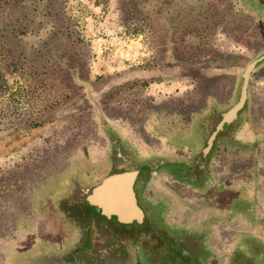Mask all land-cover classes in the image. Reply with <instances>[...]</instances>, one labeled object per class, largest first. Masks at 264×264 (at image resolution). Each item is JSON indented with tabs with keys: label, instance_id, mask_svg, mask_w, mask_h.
Wrapping results in <instances>:
<instances>
[{
	"label": "rangeland",
	"instance_id": "374dc122",
	"mask_svg": "<svg viewBox=\"0 0 264 264\" xmlns=\"http://www.w3.org/2000/svg\"><path fill=\"white\" fill-rule=\"evenodd\" d=\"M124 1L125 0H67L65 6L67 16L75 22L76 31H78L79 35H81L84 41L88 44V47L85 44V53L87 54L86 47L88 48V51L90 53L88 57V71L90 75L88 77L91 78L92 81H94L96 78H110L109 80L111 81L109 83V86H107V89L109 90L119 85H125V83L127 82L141 79L142 76L141 74L134 73H125L123 75L118 74L110 76L96 75L94 72L95 67L98 66L100 68L103 65L105 66V64H107V61L102 60V56L99 58L101 52H104L105 54L108 53V57L111 52L112 54H116L117 52L118 54H120V52H125V50L129 49L130 52L136 53L151 52L152 58L154 52L159 49V47L156 46L153 47V49L148 47L147 43H145L144 34L136 33L125 27L126 15L124 12V8L126 11H128L127 7H129V4L127 3V1H125L124 4ZM138 1L142 4H148L154 0ZM177 1L185 6V8L189 9V11L192 10V12L194 13L193 15H196L197 17L201 16V14L197 11L198 9L196 8L197 3L202 8L210 7L212 9L224 5V0ZM234 1L235 10L247 11L248 14H260L264 11V0ZM130 7L132 6L130 5ZM243 16V13H230L221 20V25L217 30L210 32L208 31L200 38H188L187 43L198 42L206 38H209L210 40L212 38L216 39L215 46L222 53H230L231 55L239 58V64L243 68V73L246 67L252 61L258 58L255 57L252 51H247L240 44L231 42L226 38L227 36H224L221 32L229 23H231L235 19H240ZM35 31L32 34L27 35L26 38H23L25 44H40L41 41L46 39V35L48 37L51 33L49 27L47 29L35 27ZM42 31H46V34H40V32ZM135 38L140 39V45L135 44ZM165 46L166 45H161L160 47L163 48ZM262 54L264 55V53ZM263 55H260V57H262ZM140 57L143 58V56ZM139 59L140 58L136 59L135 61L140 62L141 60ZM259 71L264 73V62L259 64V66L257 67L255 76L259 73ZM5 73L8 81V88L4 96L2 97V101L5 103L4 105H14L16 107L19 106L23 108V112L25 113H34V115H36L37 113L40 114L39 112L46 104L42 103L41 100H31L29 98L30 95L33 98H36L38 97V92L35 91V94L32 95L31 92H28V90L35 87L38 89V91H40L41 87L37 86L38 84L34 86L33 83H31L30 85L26 81L25 77L20 74L9 73L6 71V69ZM190 80L187 79V81L182 82V86L180 85V87L177 88L176 92L175 86L173 87V84L170 83L172 88H166L167 86L158 87L155 85L150 87V85H148L146 87L148 89L147 91H145V93L147 92L149 96H153L156 98L172 96L176 93H180L181 90L185 91L191 89L188 88L190 87ZM241 86L242 80L239 86V92ZM62 90L65 91L64 87L56 86L55 82L49 83L47 90L44 91V95L49 96L48 103L52 104L54 102L53 94H61ZM76 96L77 98L74 96L72 99L66 97L61 98L62 104H65L66 106L60 107V105L58 104L55 110H51L45 113V116L42 117L41 121L39 120L40 125L37 127L28 128L27 126H21L11 130H6V127L10 126L11 124L5 123L2 126L4 130L0 132V212L3 211V213L1 215L2 218L0 216V264H105L106 256L104 255V253L102 254L104 255V257L98 261V256L96 258L94 257V255H92L90 256V259H88L81 253V250L79 248L75 250V245L77 244L76 240L79 239V236L76 229L77 225L74 224V222H68L66 225H62V228L64 229L63 233L57 238L58 240L56 241H46L31 237L30 239H28V243H26L23 235L21 234L22 231L17 232V230L14 229L16 223L18 222V220L15 219V216L20 215L29 209V205L26 202L28 201L26 195H29V193L33 190L37 191L38 185L42 184L43 182L55 179V177H59V175L63 171H67L69 169V166L71 165V159L76 157V151L78 149L79 152L81 150L82 152L84 150L85 152L88 151L87 154L89 155L93 154L94 151L100 150L104 144L102 132L97 131L95 135L100 139L102 143V145H98L100 141L97 139V141L99 142L95 141L98 143L96 144L94 143V137H91V133H94V131L90 132L86 127H84L83 129L84 131H80L81 125L78 123L75 124L73 120L74 114L78 112V109H82L83 106H85L84 103L81 104L82 100L78 98V95ZM119 98H123L124 100H126L128 98L127 93H122ZM237 100L238 98L236 99V101ZM73 101H76V103L72 104ZM128 104L136 105L135 101L126 103V105ZM102 116L103 119L108 123V125L114 127V130L112 129L111 133V135L114 137L113 141L117 144L120 140L121 146H126L127 144V141L124 139L125 136L130 135L135 139H138V137L134 133L140 132V129L144 131L147 129L145 128L146 126H144L145 123L143 122V120H141V122L138 121V123L129 118L118 116L114 113H109V116H107L104 111L102 112ZM97 119H99V117L96 116L95 113L90 112L89 114H87L85 120L88 126L93 124L98 128L99 125L97 124ZM213 119H216L217 125L221 119V114L217 113L216 117H214ZM179 124L180 126H178L177 128H181V130L186 131L185 128H188V126L186 125L187 122H180ZM191 129L193 130V134L190 135L189 138H177L174 140L175 145L172 146H179L181 149L189 147L188 151L190 153L200 152L197 157L193 158L194 167L196 168L199 164H202L201 159L204 157L202 155V150L206 147L207 140L214 129L212 125L211 128H209L207 124L203 127L198 124H193V127ZM231 129L232 127L229 130L222 132L217 138V141L220 140L221 137L225 138L229 136L232 131ZM71 138H73V140H71ZM215 148L216 146L213 147L210 155L207 157L209 158L208 163L210 164V169L217 170L219 167L211 163V161L214 159ZM100 151H98L97 153H99ZM115 151H117V149L114 146V148H112V157L116 162L118 161V159L116 157ZM261 152H264V149L261 148L260 153ZM133 153V156H131L133 162L128 161V163L117 164L115 165V170H117L118 172H129L133 171L134 168L144 165V162L141 163V161H139V157L136 156L135 152ZM256 153H258V151L254 150L240 154L238 151L234 150L229 153L230 156L227 158V161L232 167H235V164H242V168L249 169L251 163H258L256 159L253 160ZM123 154L128 158L129 155L127 153L123 151ZM93 157L96 158L97 162H100L102 160L101 158H103V155L93 154ZM258 157L259 153L258 155H256V158ZM33 158L35 159L34 161L31 160ZM261 158L264 161V157ZM186 162H191V160H187ZM211 164L213 166H211ZM99 169V166H94L91 164L87 166L86 170L73 175L71 174L72 176L69 177L71 181H73L74 183L77 182L79 185V187L75 188V197H73V199L70 200L69 203L70 206L74 205V208L77 205H81L79 206L81 207V209L75 208V210L71 212L72 216L75 217L74 221H76V217L80 218V216H82V214L84 213V210H86L85 206H82V204H80L83 203L81 200L83 198L81 196L84 193L83 190L86 187H93L94 184L92 183L100 180V178L104 174H107L106 169L101 170L102 174L98 172L95 173ZM16 171L19 172L17 177H15ZM195 171L197 173H201L202 169H198ZM195 171L189 170L188 173H186V178L189 181L192 180L194 174L196 173ZM144 174L145 171H143L140 179H143ZM204 179L206 180L207 178L204 177ZM208 185L209 187H201L200 192L202 194H199H205L203 197L206 196L207 199L209 197H213L215 193L216 195H218L223 187L221 184L219 185L218 183H213V181ZM55 186L56 187L54 189H50L48 191L41 190V192H39L40 196L45 195L46 197H48L50 195V192L52 195L55 193L53 191L62 190L63 185L61 183H57ZM212 192L214 193L212 194ZM231 194L234 200L229 205L230 209H227L225 211H221L220 209H218L217 212L220 214L211 213V210L215 207V204L212 202L210 209H208L211 213V218L206 219L207 223L194 224L192 222H188L186 223V225H188L189 227H194L193 229H199V233H197V230L191 232L194 233V236L200 235L199 238L205 237V239L200 238L198 244L201 245V248L202 246L206 248L209 253H216L218 249H225V245H230L229 240H231V242H233L231 244L232 252H237L235 253V261L237 262V264H242L244 258L239 254L242 249L244 253L248 255H256L257 253L256 251H254V249L261 248V246L264 245V240L261 241L259 235H256L257 233L255 232L257 227H264V223L260 220V222H258L255 219L252 211H250V205L246 206V204H244L246 207L242 208L243 204L240 203V201H245L246 193L243 192L242 195H239L237 194V192L231 190V192H228L225 199L228 200L227 197ZM248 195L251 194L249 193ZM223 197L224 196L220 192L216 200H221ZM78 200H80V203H75ZM57 201L58 200L56 199H51L49 203L52 202L50 203V205L55 206L56 204H58ZM253 204L254 203H251V207L253 206ZM64 208H66V204L64 205ZM256 210L257 209L255 208L254 211ZM159 211H163V207H159ZM170 211L172 215L177 214L176 207L175 205H172V203ZM187 211L189 212L188 209L183 210V212L186 213V215H183V217L185 216L187 218H192V215H190ZM5 212L9 213L10 219H5V216L3 217ZM73 212H75V215L73 214ZM221 215H227V217L224 218L225 216ZM24 218L26 217L24 216ZM10 220L12 224V230H7L6 232L3 226H8V222L10 223ZM77 221L79 222V220ZM56 222V217L52 216L46 222H40V229L38 228V232L41 235H50L51 229L47 227L52 225L54 229L57 228V224H55ZM250 223L255 228H252ZM27 225L29 226V221L24 224V226L28 227ZM201 228H203L206 232L207 230H209V233H206ZM2 230L4 231L2 232ZM54 231L56 232L57 230ZM244 233H246L247 235ZM239 239L241 240L239 241ZM26 246L28 247L26 248ZM212 247H214V249H212ZM86 254L88 255V252H86ZM202 262L203 264H207V262L204 260ZM209 263L213 264V261H209ZM142 264L144 263L142 262Z\"/></svg>",
	"mask_w": 264,
	"mask_h": 264
},
{
	"label": "trees",
	"instance_id": "16d2710c",
	"mask_svg": "<svg viewBox=\"0 0 264 264\" xmlns=\"http://www.w3.org/2000/svg\"><path fill=\"white\" fill-rule=\"evenodd\" d=\"M66 1L0 0V132L4 130L2 126L5 123L11 124L6 127V130L21 126L37 127L45 113L55 110L58 104L60 107L66 106L62 104L61 98L72 99L74 96L77 98L76 95H78V98L82 100L81 104L84 103L85 106L76 111L73 120L75 124L81 125L80 131H84V127L90 132L94 131L91 137L97 141L94 135V129L97 127L93 124L87 125L85 120L87 114L93 112L99 117L97 124L101 129L105 127L103 110H107L108 113L126 115L128 110L134 112L135 108L141 109L142 112L137 113V110L135 112L138 117L150 106V99L144 96L148 85L183 78L191 79L198 86L197 89L200 91L196 97L202 101L206 89L214 84L219 94L227 96L229 94L227 77L234 75L238 77L235 101L239 97V86L242 80L243 68L239 64V58L230 53H222L215 46L216 39L213 38L187 43L188 38H200L208 31L217 30L221 20L230 13H243L244 16L229 23L221 31L222 34L231 42L240 44L247 51H252L256 58L264 53V11L260 14H247V11L235 10L234 0H222L224 5L213 9L202 8L197 3V11L201 14L197 17L193 15L192 10L189 11L177 0H154L148 4H142L138 0H125L129 4L128 11L124 8L125 27L144 34L147 46L151 49L156 46L159 49L154 52L149 62L140 67V70L145 73L141 79L109 90L107 86L111 81L110 78H96L92 81L88 77L90 75L88 44L76 31L75 22L67 16ZM35 27H41V29L49 27L51 33L48 37L46 35V39L40 44H25L23 38L34 33ZM44 33L46 34V31L40 32V34ZM161 45L166 46L161 48ZM5 69L9 73L24 76L30 85L33 83L34 86L38 84L37 86L41 87L40 91L35 87L28 90L32 95L35 91L38 92L36 98L30 95L31 100H41L46 104L39 112L40 114L25 113L19 106L4 105L2 97L8 88ZM51 82H55L58 87H64L65 91L62 90L61 94L54 93V102L49 104V96L44 95V91ZM122 93H127L126 100L119 98ZM256 98L261 102L260 96ZM256 98L254 96V100ZM132 101H135L136 105H126ZM75 103L76 101H73L72 104ZM249 104L248 101L241 115L246 117L252 114H263L262 108L250 109ZM224 109L225 107L216 106L215 112L217 114ZM235 128L231 129L230 135ZM216 141L213 160L215 166L219 168L209 170L210 182L223 186L230 177L233 179L249 177L251 173L246 168L241 170L243 165L235 164V167L228 168L229 156H225L224 148L232 144L229 138L221 137L217 143ZM256 160L258 161V158ZM260 163L262 161L259 159ZM18 173L16 171L15 177ZM262 174L261 178L264 179V172Z\"/></svg>",
	"mask_w": 264,
	"mask_h": 264
},
{
	"label": "crops",
	"instance_id": "0c3cea01",
	"mask_svg": "<svg viewBox=\"0 0 264 264\" xmlns=\"http://www.w3.org/2000/svg\"><path fill=\"white\" fill-rule=\"evenodd\" d=\"M134 42H136L135 44L140 45L139 38H135ZM129 52H130L129 49L125 50V52H120V54H118V52L116 54H112L111 52V54L108 57H107L108 53L105 54L104 52H101L99 58L102 56L103 57L102 60L107 61V64H105V66L103 65L100 68L96 66L94 71L95 74L99 76H110V75H118V74L123 75L125 73H134V74H141V76L143 77L145 73L140 70V67L151 60V52L150 53H141V52L129 53ZM140 56H143V58ZM138 58H140L139 59L141 60L140 62L135 61ZM126 60H132V61H126ZM257 67L254 70L255 74ZM243 73L241 74V78ZM255 74H252L250 80L247 103L248 101L250 102L249 104L250 109L262 108L263 114H258V115L252 114V116L247 115L246 117H244L240 113L237 121H235L232 125L226 128L228 130L231 127L232 129H234L236 126H238L235 128L232 135L225 137V138H229V141L232 142V144L224 148L225 156H230L229 153L234 150L238 151L240 154L254 150L258 151L260 157V158L258 157V163L257 162L251 163L250 168L247 169L248 172L251 173V175L249 174V177L247 176L245 178H236V179L230 177L225 182V184H223V187L220 191L224 197L221 200H216L220 192L218 193V195H216L215 193L213 197H209L210 201L208 200L209 198L208 199L206 198V196L203 197L205 194L199 195L201 193L200 189L196 190L192 186L190 185L188 186L186 184H184V187L179 186L177 181L173 180L171 177L166 176L164 177V180H162L163 182L162 189L160 188L161 186L157 187L151 183L147 184L146 188H144L143 191V198L145 199V201L151 202L150 200L151 195H156V200H158L157 194L164 195L163 189L164 188L170 189L172 187V189H174V191L177 192L178 195L182 198L181 199L182 207L180 206V204L178 205L183 210L190 208L189 214L192 215V218L197 220H204L211 218L210 215L211 213L220 214L217 212L218 209H220L221 211L230 209L229 205L234 199L232 194L227 197L228 200L225 199L228 192H231V190H233L237 192V194L239 195H242V193L244 192L246 193L245 201H240V203L243 204L242 208H245L246 206L250 205V211H252L255 219L258 222L262 221L264 223V179L261 178V175H263L262 173L264 172V161L262 160L261 157H264V152L260 153L261 148L264 149V73L259 71V73L256 76ZM184 81H187V79L183 78L178 80H171L168 82L166 81L163 83H155V84L151 83L150 87L155 85L158 87L167 86L166 88L168 87L172 88L171 84H173V87L175 86L176 89L175 92H176L177 88L180 87V85L182 86L181 83ZM190 81L192 84L190 83L189 85L190 87L188 88L191 89L185 91L181 90L180 93H176L175 95L172 96H168V97L166 96L164 98L163 97L156 98L153 96H149V94L146 92L144 96L150 99L149 100L150 106H148L142 114H139L138 117H136V113H135L137 110L136 108L134 109L135 110L134 112L128 110L126 115L117 114L118 116L129 118L134 122H138V121L141 122V120H143V122L145 123L144 126H146L145 128L147 129L145 131L140 129V132L134 133L139 140L128 135L125 136L124 138L127 141L126 146L125 145L121 146L120 140L118 141L117 146H115L116 143L113 141L114 137L111 135L112 129L114 130V127H111L105 121V127L103 129H101L100 126L98 128H95V134H94L96 135V132L100 131L102 132V136H103V141H104L103 142L104 144L102 146L103 148L101 147L100 149L101 151L98 150L100 151L99 153H97L98 151H94L93 153L94 155L96 154L103 155V158H101L102 160L100 162H97L96 158L93 157V154L88 155L87 154L88 151L85 152L84 150L83 153L82 150L79 152L78 149L76 151L77 158L74 157L71 159V165L69 166V169L67 171H63L59 175V177H55V179H51L46 182H43L42 184L38 185L37 191L33 190L32 192L29 193V195H26L28 200L26 202L29 205V209L26 212H23L22 214L15 216V219H17L18 222L16 223L14 228L17 230V232L22 231L21 234L23 235L25 242L28 243V239H30L31 237L46 241L58 240L57 234L63 233L64 229L62 228V225L64 226L65 221H63V219L61 218L59 211L54 209L53 205L52 206L50 205V203L52 202L49 203V201L51 199L60 200L62 197H64L66 194L65 191L68 189L70 182H73L69 177H71L73 174L86 170L88 165L92 164L94 166L96 165L99 166L100 169L95 173L98 172L102 174L101 170L103 169H106L107 171V174L103 175L104 177L102 176L100 180L92 183L94 184V186L99 185L106 177L110 176L111 174L120 173L117 170H115V165L121 163H128V161L133 162L131 159V156H133L134 154L133 152H135L136 156L139 157V161H141V163L144 162V164L151 160L159 161V160H165L166 158L178 157L179 159H183L184 162H186L187 160H191V162L189 163H192L194 165L193 158L197 157L200 152L190 153L188 151L189 147H186L185 149H181L179 146L174 147L172 146L175 145L174 140L177 138L180 139L189 138V136L193 134V130L191 129L193 127V124H198L201 127H203L204 125L206 126L207 124L209 128H211L212 125L213 129H215L216 119L213 118L216 117V112H215L216 106H220V108L225 107L223 112H219L222 116L223 113L229 110L238 101V100L234 101L238 88L237 87L238 77H235L234 75H229L227 77V81L229 84V90H228L229 94L227 96L219 94L214 84L206 89V94L203 96L202 101L201 99L198 100L197 99L198 97H196L200 89H197L198 86L192 80ZM147 89L148 88H146L145 91H147ZM198 96L200 97V95ZM254 96L255 98L256 96H260L262 98L261 102L257 98L256 100H254ZM103 111L105 114H107V116H109L107 110H103ZM140 112H142L141 109L137 110V113ZM180 122H187L186 125L188 126V128H185L186 131L181 130V128L180 129L177 128L178 126H180L179 124ZM189 125H191L192 127ZM185 134H189V135H185ZM96 139L100 141L99 138L96 137ZM97 142L94 141V143L98 144ZM98 145H102L101 141ZM114 146L117 149V151L115 152L118 161L116 162L112 157L113 156L112 148H114ZM123 151L129 155L128 158L123 154ZM258 153H256V155H258ZM202 155L204 156L203 153ZM256 155L254 156L253 160L256 159ZM259 159L260 161H262V163L260 164H259ZM211 163L215 165L214 160H212ZM212 164L211 166H213ZM239 165L242 166V164ZM204 166L205 165H198L197 170L198 169L203 170ZM231 167H232L231 165H228V168ZM207 168L208 169L206 170L204 175L206 176L207 174L206 180L208 182L203 187H209L208 184L210 183V179H209L210 164L207 165ZM135 169L136 168H134L133 171H138L140 173V170H135ZM241 170H245V169L241 168ZM144 176H147V171H145ZM57 183H61L63 185L62 190L53 191L55 193L52 195L50 192V195L48 197H46L45 195L40 196L39 192H41V190L48 191L50 189H54ZM158 188L160 189L157 190ZM213 193L214 192H212V194ZM249 193L251 195H248ZM152 202L153 205H155L156 201H152ZM212 202L215 204V207L211 210L210 213L208 209H210ZM197 203L198 206H200L199 208L196 207ZM251 203H254L252 207H251ZM244 204H246V206ZM253 207L254 209L256 208L257 210L254 211ZM2 213L3 211L0 212V216L2 215ZM4 216L5 219L9 218V213L5 212L3 217ZM24 216L26 218H24ZM51 216L56 217L57 222L55 224H57V228L54 229L53 226L50 225L47 228L51 229V234L41 235L38 232V228L40 227L39 223L46 222L47 220H49ZM221 216H225L224 218L227 217V215H221ZM27 221H29L30 227L28 225H27L28 227L24 226V224H26ZM3 227L6 232L7 230L8 231L12 230L11 220L10 223L8 222V226L6 227L3 226ZM251 227L255 228L252 224ZM4 230H2V232ZM54 230L57 231L55 232ZM255 232L257 233L256 235H259L262 241V238L264 237V227L262 226L257 227ZM27 247L28 246H26V248Z\"/></svg>",
	"mask_w": 264,
	"mask_h": 264
},
{
	"label": "flooded vegetation",
	"instance_id": "af4514ba",
	"mask_svg": "<svg viewBox=\"0 0 264 264\" xmlns=\"http://www.w3.org/2000/svg\"><path fill=\"white\" fill-rule=\"evenodd\" d=\"M208 159V157L201 159L202 164L199 165H205L201 173L195 171L198 167L195 168L192 163L184 162L183 159L178 157L166 158L165 160L167 161L151 160L141 167H137L135 170H140V173L134 190L138 205L144 213V218L141 222L135 221L131 224H123L116 220L108 219L94 206H91L87 201V197L97 185L91 188L86 187L83 190L84 193L81 195L83 203H80V200L75 202L82 204V206L84 205L86 210L80 216L81 219L76 217V221H74L75 217L72 216L71 212L75 208L81 209L79 207L81 205H77L74 208V205L70 206L69 203L75 197V188L79 187L77 182H70L68 189L65 191L66 195L57 201L58 204L54 206V209L59 211L61 218L65 221V225L68 222H74L77 225L76 229L79 239L76 240L75 250L79 248L81 253L88 259L94 255L96 258L98 256L99 261L105 255V264H142V262L144 264H203V260L207 264L212 263H209V261H213V264H237L235 261V253L237 252H232L231 244L233 242L229 239L230 245L226 244L225 249H218L216 253H209L203 246L201 248L198 241L203 237L199 238L200 235L194 236V233L191 232L197 230V233H199V229H193L194 227H189L186 223L204 224L207 223V220L183 217L186 213L181 208L182 198L172 187L170 189L164 188V195L157 194L158 200H156V195H151V202L145 201L143 198V191L147 184L151 183L157 187L161 186L160 188L162 189V180L166 176L177 181L179 186L184 187V184H186L196 190L201 189L208 182L204 179L207 174L206 176L203 175L208 169ZM187 170L196 172L191 181L186 178ZM143 171H147V176L140 179ZM208 200L210 201V198ZM152 201H156L155 205H153ZM171 203L176 207V215L170 213ZM65 204L66 208H64ZM159 207H163V211H159ZM196 207H200L198 203ZM73 214L75 215V212ZM201 229L205 231L203 228ZM183 231L188 232L184 233ZM60 235L57 234V238ZM263 240L264 237L262 238ZM258 249H254L257 253L256 255H248L242 249L239 253L244 258L242 264H264V245ZM86 252H88V255ZM103 253L104 255H102Z\"/></svg>",
	"mask_w": 264,
	"mask_h": 264
},
{
	"label": "water",
	"instance_id": "95a60500",
	"mask_svg": "<svg viewBox=\"0 0 264 264\" xmlns=\"http://www.w3.org/2000/svg\"><path fill=\"white\" fill-rule=\"evenodd\" d=\"M264 61V55L252 61L242 75V86L237 103L222 114L220 121L209 136L203 150L209 156L219 135L235 121L245 108L248 100L249 85L256 67ZM139 172L129 171L111 174L97 185L87 197V201L103 216L123 224L141 222L143 210L139 207L134 186Z\"/></svg>",
	"mask_w": 264,
	"mask_h": 264
}]
</instances>
